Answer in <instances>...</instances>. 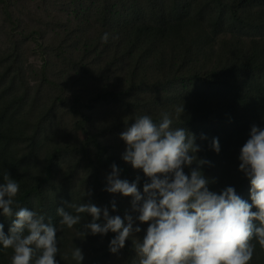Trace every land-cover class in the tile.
<instances>
[{"label":"trees","instance_id":"16d2710c","mask_svg":"<svg viewBox=\"0 0 264 264\" xmlns=\"http://www.w3.org/2000/svg\"><path fill=\"white\" fill-rule=\"evenodd\" d=\"M74 3L76 16L91 17L94 25L84 27L80 20L71 29L59 22L61 31L46 47L51 58L40 82L24 81L18 42L0 49V183L5 173L19 183L14 211L27 207L57 227L58 264H77L72 258L76 247L83 252L82 264H107L116 235L78 238L92 217L81 214V224L68 229L59 224L58 207L74 212L68 204L91 202L121 218L128 212L133 227L142 229L134 236L143 238L148 224L135 219L132 197L104 190L105 173H111L115 163L121 179L141 177L143 193L148 178L122 159L126 143L120 139L139 115L159 122L162 112L172 113V127L194 133L201 148L198 157L211 161L202 169L215 181L210 190L219 193L232 186L251 203V185L239 171V155L251 126L264 128V0H95L87 17L82 1ZM5 12L11 20L8 6ZM105 33L107 42L102 39ZM51 62L90 76L95 89L70 97V80L63 74L59 80L49 78ZM98 103L115 106L118 115L93 126L84 106ZM183 104L184 114L177 118L175 109ZM64 109L73 115L74 130H81L83 138L50 134L56 112ZM213 138H219L218 154L211 148ZM184 171L190 175L187 166ZM11 219L0 210L5 234ZM12 255V249L0 245V264H10ZM135 256L129 238L122 264H138ZM250 264H264L258 243Z\"/></svg>","mask_w":264,"mask_h":264},{"label":"clouds","instance_id":"9594fccd","mask_svg":"<svg viewBox=\"0 0 264 264\" xmlns=\"http://www.w3.org/2000/svg\"><path fill=\"white\" fill-rule=\"evenodd\" d=\"M108 38V33L102 37L105 42ZM184 111V104L177 106L176 117ZM134 120L120 133L126 143L122 159L148 178L143 193L141 177L137 175L132 182L121 179V169L115 163L104 190L132 197L131 209L138 213L135 219L148 224L143 238L134 236L142 229L133 227V215H110L107 207L101 209L91 202L68 204L74 212L58 207L59 224L72 229L81 224V214L90 215L92 219L83 223L77 237L115 233L109 245L113 254L132 238L138 264H250L256 243L264 250V128L252 125L240 149L239 171L251 185L249 203L232 186L219 193L210 190L209 184L215 181L206 178L202 169L211 166V161L198 157L201 148L194 133L172 127V113L162 112L159 122L147 114ZM201 138L207 137L202 134ZM211 148L217 154L221 151L219 138L212 139ZM3 181L0 210L12 219L8 234L0 223V245L13 250L10 264H58L57 227L46 222L44 214L27 207L14 211L20 185L9 173L3 175ZM112 209L116 211L115 201ZM72 258L82 264L84 255L79 247L72 250Z\"/></svg>","mask_w":264,"mask_h":264},{"label":"rangeland","instance_id":"374dc122","mask_svg":"<svg viewBox=\"0 0 264 264\" xmlns=\"http://www.w3.org/2000/svg\"><path fill=\"white\" fill-rule=\"evenodd\" d=\"M81 1L83 6L81 9L85 16L92 15L88 8L95 0ZM74 5V0H0V49L5 50L18 42L21 55L19 64L25 71L24 81L26 79L34 82L41 81L44 65L51 58L46 47L61 31L59 22L71 29H75L80 20L84 27L94 25L91 17L82 19L76 16ZM6 6H8L11 20L5 12ZM91 32L95 33V30L92 29ZM47 73L53 80H59L62 74L65 80H70L68 86L70 97L86 95L96 87L94 79L90 76H78L71 69L66 71L62 65L54 62L48 66ZM64 110L66 112L63 110L56 112V117L50 127V134L55 137L83 138L84 134L81 130H74L73 115L66 109ZM84 111L90 116L93 126L118 115L115 106L105 103H98L95 106L86 104ZM109 174V172L105 173L106 180ZM86 245L90 248L89 244ZM122 253L123 249L118 254L112 253L107 264H122Z\"/></svg>","mask_w":264,"mask_h":264}]
</instances>
